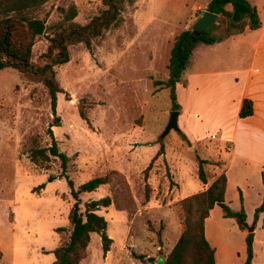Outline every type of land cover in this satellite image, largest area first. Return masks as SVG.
Masks as SVG:
<instances>
[{
  "label": "rangeland",
  "instance_id": "rangeland-1",
  "mask_svg": "<svg viewBox=\"0 0 264 264\" xmlns=\"http://www.w3.org/2000/svg\"><path fill=\"white\" fill-rule=\"evenodd\" d=\"M183 1L133 0L122 13V24L95 39L91 52L81 43L69 46V61L54 67L64 91L57 93L55 114L41 82L13 68L0 70V264H51L59 242L54 229L69 225L73 198L66 176H59L60 161L51 158L49 167L43 168L28 156L31 142L51 144L48 128L56 116L60 124L51 126L53 138L69 156L66 174L74 187L112 169L127 180L133 200L130 210L119 211L114 205L97 210L107 221L106 234L115 241L111 255L117 256L126 221L130 233L124 249L134 263H158L172 248L175 236L165 234L164 221L171 225L170 231L175 230V222L181 223L175 203L200 185L196 156L218 161L205 166L208 177L225 167L223 159L215 158L225 145L210 131L209 115L185 106L181 114L194 126L187 131L190 140L179 128L162 135L171 100L169 89L154 81L167 79L173 38L192 28L194 14L204 4ZM70 4L77 8L74 20L79 23L102 8L101 0H49L37 14L48 13L46 31L32 48L34 62L42 63L47 35L61 18V9ZM161 144L165 158L155 157ZM112 184L119 187L115 178ZM112 184L81 193V206L108 195ZM98 241L99 235L92 233L82 263L115 264L104 258ZM146 254L153 255L137 257Z\"/></svg>",
  "mask_w": 264,
  "mask_h": 264
},
{
  "label": "trees",
  "instance_id": "trees-1",
  "mask_svg": "<svg viewBox=\"0 0 264 264\" xmlns=\"http://www.w3.org/2000/svg\"><path fill=\"white\" fill-rule=\"evenodd\" d=\"M48 1L0 0V70L13 68L27 79L41 82L48 92L51 111L55 114L57 93L64 91L56 79L54 67L69 61V46L71 45L81 43L91 52L95 39L122 24L124 20L122 13L125 11L126 5L133 0H101L102 8L85 23L74 20L77 15V8L74 4H70L67 9H61V18L52 25L51 35H47L48 45L41 55L42 63H36L32 60V48L36 39L46 31L48 13L41 17L37 14ZM227 4H230V10L226 9ZM206 10L217 15L216 22L200 35H197L192 28L177 33L173 38L169 53L168 77L165 81H154V85H161L163 88L169 89L172 110L180 108L176 99L175 86L177 83L186 84L183 75L196 43L221 42L232 35L244 32L247 27L257 29L260 26L255 7L247 0H210ZM80 114L83 116L82 112ZM251 114L252 102L245 98L238 116L243 118ZM59 124V118L56 116L48 128V133L52 137L51 144L40 146L35 141L31 142L28 156L32 163L43 168L49 167L51 158H57L60 161L61 173L59 176H66L71 187L70 194L73 203L68 212L69 225L54 229L59 235V244L52 250L54 260L51 264H80L86 257L92 232L99 235L104 253L110 249L112 243V239L106 234L107 221L97 213V210L114 205L118 210L129 211L133 200L125 176L115 169L102 175L93 176L74 187L73 181L66 174L69 156L59 150L52 134L51 126ZM181 136L186 140L184 134ZM163 153L164 145L161 144L155 157ZM196 161V176L205 184L208 180L205 166L217 164L218 161H211L199 156H196ZM53 178V176L49 177L50 180ZM114 178L117 179L119 187L113 186ZM107 183L112 184L108 195L84 202L81 206L82 202L79 197L81 193L94 191ZM225 186L226 175L223 170L214 175L213 181L205 190L188 195L175 203L182 224V232L172 248L162 257L160 264H215L214 250L204 236V220L214 204L220 206L223 217L234 218L238 228L246 231L244 264H252L254 233L247 231L249 225L246 222L244 208L241 206L238 210H233L226 203ZM41 187L43 185L38 186V188ZM263 211L264 196L261 204L254 210L253 224L259 213ZM137 257L143 260L145 255Z\"/></svg>",
  "mask_w": 264,
  "mask_h": 264
},
{
  "label": "crops",
  "instance_id": "crops-1",
  "mask_svg": "<svg viewBox=\"0 0 264 264\" xmlns=\"http://www.w3.org/2000/svg\"><path fill=\"white\" fill-rule=\"evenodd\" d=\"M203 1V7L196 5L201 7V11L194 14L193 20L206 10L210 0ZM247 1L255 7L260 20L257 29L247 27L244 32L221 42H198L194 45L183 75L186 84L177 83L175 86L180 105L177 124L189 139L187 131L194 126L181 114L185 106L206 117L209 115L210 131L215 133L214 138L221 146L225 145L223 149H217L215 157L225 162V201L233 210L241 206L244 208L247 224L254 226L252 264H264V211L259 213L253 224L254 210L264 196V0ZM226 9H231L230 4L226 5ZM245 98L252 102V114L241 118L238 112ZM213 179L214 176L208 177L205 184L200 181L196 191L188 192L182 198L205 190ZM126 222V233L116 258L111 255L115 248L113 239L110 249L103 255L105 259L112 258L115 264L133 263L130 252L124 249L130 233V221ZM164 226L166 235L175 236V243L182 232L180 221L175 222V230L170 231L171 225L165 221ZM245 235L246 231L238 228L234 218L223 217L220 206L214 204L204 220V236L214 250L215 264H244ZM98 242L101 246L100 237ZM152 255L146 254L145 258ZM160 263L161 259L158 263L144 264ZM80 264H83L82 261Z\"/></svg>",
  "mask_w": 264,
  "mask_h": 264
},
{
  "label": "water",
  "instance_id": "water-1",
  "mask_svg": "<svg viewBox=\"0 0 264 264\" xmlns=\"http://www.w3.org/2000/svg\"><path fill=\"white\" fill-rule=\"evenodd\" d=\"M216 19H217V15L215 13L205 10L199 15V17L196 19V21L192 25V30L197 35H200L208 27H210L213 23H215ZM177 118H178V110H172L169 114V119H168L167 125L162 135H165L171 129L178 130ZM253 229H254V226L250 225L247 231L251 232L253 231Z\"/></svg>",
  "mask_w": 264,
  "mask_h": 264
},
{
  "label": "built area",
  "instance_id": "built-area-1",
  "mask_svg": "<svg viewBox=\"0 0 264 264\" xmlns=\"http://www.w3.org/2000/svg\"><path fill=\"white\" fill-rule=\"evenodd\" d=\"M132 264H136V263L133 262Z\"/></svg>",
  "mask_w": 264,
  "mask_h": 264
}]
</instances>
